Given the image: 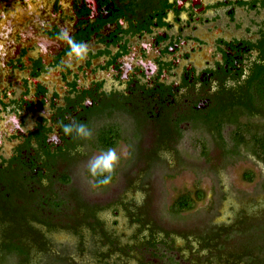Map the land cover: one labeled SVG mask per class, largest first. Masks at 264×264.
<instances>
[{
    "label": "flooded vegetation",
    "instance_id": "af4514ba",
    "mask_svg": "<svg viewBox=\"0 0 264 264\" xmlns=\"http://www.w3.org/2000/svg\"><path fill=\"white\" fill-rule=\"evenodd\" d=\"M24 39L29 46L23 47ZM69 40L85 46L88 66L101 59L96 70L112 71L110 83L96 79L80 87L69 78L64 72V57L74 55ZM183 44L189 46V63L172 72L170 51ZM28 52L35 95L48 92L39 78L61 66L64 94L57 93L62 102L50 99L53 125L40 116L29 126L37 105L23 97L0 104V121L18 129L10 153L0 152V196L18 199L21 193L14 191L25 185L42 206L49 203V214L62 228L71 225L60 208L67 194L95 212L99 206L68 187L88 148L110 152L120 142L129 145L126 182H144L164 152L178 153L190 130L203 132L205 151L210 140L223 157L234 159L245 150L264 163L258 155L264 149V0H0V66H24ZM158 122L166 124L159 141L153 132ZM112 140L115 147H102ZM149 151L152 158H144ZM115 164L92 171L99 188L117 179ZM102 169L114 173L104 186L96 178ZM13 173L18 179L8 184ZM95 216L82 222L92 223Z\"/></svg>",
    "mask_w": 264,
    "mask_h": 264
},
{
    "label": "rangeland",
    "instance_id": "374dc122",
    "mask_svg": "<svg viewBox=\"0 0 264 264\" xmlns=\"http://www.w3.org/2000/svg\"><path fill=\"white\" fill-rule=\"evenodd\" d=\"M108 161L116 163L118 177L105 188H99L92 171ZM130 162L129 147L120 142L110 152H89L79 167L75 190L86 194V202L99 205L96 218L103 226L97 232L87 222H82L83 217L93 211L92 206L75 195L71 225L65 227L67 229L40 225L44 223L11 209L0 210V264H29L19 259L17 262L12 256L1 259L14 233L18 234L17 245L24 251L20 259H28L30 264L121 261L118 252H111L110 260L101 258L98 252L105 249L106 243L99 242L103 232L114 234L122 245L127 244L135 232L127 213L122 208L116 209L122 202L128 204L129 213L153 217L162 230L171 234L169 240L174 241L172 251L162 247L143 254L146 262L173 264L170 262L173 260L177 264H191L186 257H192L207 244L213 264H264V163L255 155L243 150L240 157L225 156L219 162L200 166H155L144 182L138 177L132 182L122 180ZM246 172L253 173L252 181L245 178ZM198 191L203 192V199L197 200L193 209L179 216L172 215V204L179 195L191 193L195 197ZM216 230L224 233L218 237ZM79 240L84 244H79ZM248 247L253 257H241ZM130 253L128 250V255L124 256L127 263L138 264L135 257L140 255L138 248Z\"/></svg>",
    "mask_w": 264,
    "mask_h": 264
},
{
    "label": "water",
    "instance_id": "95a60500",
    "mask_svg": "<svg viewBox=\"0 0 264 264\" xmlns=\"http://www.w3.org/2000/svg\"><path fill=\"white\" fill-rule=\"evenodd\" d=\"M164 29L162 28H156L155 33H163ZM186 32V30H185ZM27 38H32L28 35ZM23 47L29 46V44L25 41V39L22 41ZM189 51V46L183 44L181 46V50H174L172 49L170 51L169 59L174 61L176 66L172 70V72H181L186 65H188L189 60L186 59L185 55L186 52ZM31 55V52H28L26 55L22 57V61L24 62V66L21 67H7L6 65L0 66V104L2 102H8L11 97L17 96V97H23L26 102H30L34 105H37L34 111L31 113V115L28 117L29 119V126L33 125L35 122L34 117H40L44 116L46 118V123L49 125H53L51 120V107H50V99L54 96L62 102L61 98L57 96V93L59 95L64 94V79L61 76L62 74V68L65 69L64 72H66L69 76V78H76L78 81V85L80 87L89 86L93 83L96 79H106V83L111 82V74L112 71H102L100 69L96 70V66L99 62H101V59L95 60L92 63V66H88L87 63V54L85 52V55L83 58H78L76 55H68L64 57L65 66H61L57 68L56 72H54L51 75H43L42 78H39V80L44 84V86L47 88L48 92L47 94L43 96H36V87H35V81L34 78L30 75L29 67V57ZM45 59H47V56L45 55ZM203 60H200V62ZM68 67V69L66 68ZM94 69V70H93ZM172 75V74H170ZM173 77V76H172ZM170 79H172L170 77ZM25 80H28L29 86L25 84ZM46 99V103L42 102V99ZM41 103V104H40ZM2 107V105L0 106ZM43 109V110H41ZM128 125V124H127ZM132 125V124H131ZM129 130L133 129V126L128 125ZM153 132L156 133V140L159 141V139L162 137V133L166 132V124H163L161 122L155 123L153 126ZM12 133L18 134V129L12 124L9 126L5 125L3 122L0 121V152H6L10 153L11 146L13 145L14 141L12 140ZM203 132L200 130L198 131H187L185 134V138L183 140L184 144L180 146V149L178 150V153L175 152H164L162 155L161 161L158 162V167H167V168H183V167H193V166H200L210 163H216L224 159L222 156L220 150L215 148L209 140V147H207V151H205V143L206 139L205 136L202 135ZM133 135V134H131ZM157 141V142H158ZM129 147V157L130 160H132V150L131 147ZM94 150H90L89 148L86 150V155ZM85 155V156H86ZM153 156V151H149L144 153V158L150 159ZM85 158V157H84ZM77 175L75 180L72 182L71 185L68 187L70 189L76 188V181H77ZM12 176V175H11ZM8 177V184L10 182L17 180L18 177L13 173V176ZM13 178V179H12ZM59 188H62V185L58 186ZM66 188V187H64ZM28 188L25 185L18 186L17 191L21 193V197L18 199L13 198H3L0 196V210L2 209H11L13 211H16L20 214H23L25 216H28L30 218H33L37 221H40L42 223H45L47 225L53 226V227H63V224L61 221H54L52 218L53 216L49 214L48 210L51 207L49 203H45L44 206L40 204V201H38L37 193L30 194L28 191ZM68 190V189H67ZM66 190V191H67ZM67 193V192H66ZM73 201H74V194H67V202L63 203L64 205L61 206L62 210L68 214V216H63V219L67 220L69 223L71 222V216H72V208H73ZM51 203V201H49ZM57 211V210H56ZM62 211V214L64 212ZM67 224V223H66ZM65 224V225H66Z\"/></svg>",
    "mask_w": 264,
    "mask_h": 264
},
{
    "label": "trees",
    "instance_id": "16d2710c",
    "mask_svg": "<svg viewBox=\"0 0 264 264\" xmlns=\"http://www.w3.org/2000/svg\"><path fill=\"white\" fill-rule=\"evenodd\" d=\"M241 138V136H240ZM117 144L116 140H112L109 142H103L101 145H103L102 147L104 149L106 148H111V147H115ZM260 156H262V158L264 159V149L262 151V153L258 154ZM107 169H102L100 172H97L96 178L98 180V182L101 185H106L107 182H112L114 180V173L111 172L110 174L106 172ZM105 172V173H102ZM253 173L252 172H246L245 173V178L249 181L253 180ZM203 199V192L198 191L196 193V196L193 197L191 195V193H183L181 195H179L176 200L174 201V203L172 204L171 207V213L174 216H179L181 213L185 212V211H189L191 209L194 208L196 201L197 200H201ZM127 203L126 202H122L120 206H116V209H120L122 208V210H124L125 213H127V217L128 220L130 221V223L135 226V232L134 234L130 237V241H128L127 244L122 245V243H120V241L118 240V238L114 235V234H105L103 232H101L102 236L99 239L100 243H106L105 244V249L104 250H100L98 252V255H101V258L103 259H111L109 258L111 252H118L119 254H121V261H114L111 264H128L127 263V259L124 258V256L128 255L127 251L130 250V252H135V249L138 248V253L140 254L139 257L137 256V254L135 255L136 259H137V263L138 264H155L154 262H146L144 255L145 253H150V250L153 249H161L162 247L168 248L170 251H172L175 246H173L174 241H170L169 239L171 238V234L168 233L167 230H162L159 225L155 222L154 218L151 216H142V215H138L137 213H129L127 211ZM96 212L95 209H93V211L91 213H89L88 215L85 216V219H87L88 221L92 218L93 216H95ZM88 217V218H87ZM96 217V216H95ZM95 221L91 223H89L88 225H90L92 227V229L94 231L96 230H101L102 222L100 220H97L94 218ZM41 224V223H39ZM43 226H45L46 224H41ZM67 229V228H65ZM49 230H53L51 228H49ZM97 232V231H96ZM99 233V232H98ZM216 235H218V237L222 236V234L224 232H220L218 230H216ZM105 234V236H104ZM231 235V233H230ZM104 236V237H103ZM222 238V237H221ZM9 241L8 244L5 246L4 251H2V256L1 259H6L10 256L12 257H16V261L18 262L23 261L24 263H29L28 259L22 260L20 259V257H22L23 254V250L20 249V247L17 245L18 243L16 242L18 240V234L14 233L13 235H11L9 237ZM101 240V241H100ZM79 244H84V241L79 240ZM221 245V244H220ZM219 245V246H220ZM202 249L197 251L196 254H193L192 257L188 256L186 257V259H188L190 261L191 264H213L211 263L209 257V250H208V246L207 244L203 247H201ZM220 248H222L220 246ZM202 250H204V253H202ZM130 253V254H131ZM196 255V256H195ZM204 256V258H203ZM241 257H250L252 258V250L251 248H247L244 250V252L242 253ZM260 258V257H259ZM19 259V260H18ZM249 259V258H248ZM262 259V258H261ZM50 261V260H49ZM48 262V261H47ZM170 262H172L173 264H177L176 262H174L173 260H170ZM169 263V261L167 262ZM31 264H33L31 262ZM166 264V263H164ZM222 264V263H219ZM225 264V263H223Z\"/></svg>",
    "mask_w": 264,
    "mask_h": 264
},
{
    "label": "clouds",
    "instance_id": "9594fccd",
    "mask_svg": "<svg viewBox=\"0 0 264 264\" xmlns=\"http://www.w3.org/2000/svg\"><path fill=\"white\" fill-rule=\"evenodd\" d=\"M61 38L63 39H67V36L64 35L62 36ZM69 44L71 45V49H72V53L74 55H76L78 58H83V56L85 55V52H86V49H85V46L83 44H75L73 43L72 41L69 40ZM15 119V118H13ZM65 132H68L70 131V128L68 127H65ZM82 130V129H81ZM111 158V157H110Z\"/></svg>",
    "mask_w": 264,
    "mask_h": 264
}]
</instances>
